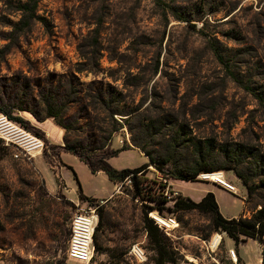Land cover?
Wrapping results in <instances>:
<instances>
[{"label":"rangeland","instance_id":"rangeland-1","mask_svg":"<svg viewBox=\"0 0 264 264\" xmlns=\"http://www.w3.org/2000/svg\"><path fill=\"white\" fill-rule=\"evenodd\" d=\"M25 1L0 0V108L27 127L0 113V264H84L67 257L71 220L93 205L102 224L100 249L89 264H157L142 222L146 206L154 208L151 219L162 206L160 214L178 221L164 234L172 259L163 264H262L257 240L235 245L213 230L208 214L174 211L176 195L158 205L164 177L153 166L133 198L128 183L91 172L69 152L64 134L70 143L92 146L112 131L108 105L136 109L113 115L119 125L104 151H83L96 158L117 150L108 158L111 166L133 169L148 158L132 144V134L147 148L167 152L175 130L167 122L174 118L186 137L213 150L208 165L224 161L223 148L240 150L243 174L261 184L251 203L232 169L216 172L236 193L202 180L177 182L176 190L196 202L212 192L224 217L250 216L264 196V0H39L28 27ZM45 101L64 109L68 131L44 117ZM3 117L41 147L29 151L4 135ZM150 118L165 131L148 137L140 124ZM191 147L179 146L173 160L188 158ZM216 236L221 240L213 247ZM134 246L141 247L142 260L132 255Z\"/></svg>","mask_w":264,"mask_h":264},{"label":"trees","instance_id":"trees-1","mask_svg":"<svg viewBox=\"0 0 264 264\" xmlns=\"http://www.w3.org/2000/svg\"><path fill=\"white\" fill-rule=\"evenodd\" d=\"M38 1L39 0H26L22 4L23 16H25L23 18L26 19L25 27H28L31 21L34 19V11L37 7ZM215 55L217 59L225 65V67H229L228 62L225 61L222 55L216 50ZM44 107V117L52 118L58 126L64 129L65 132L68 131V125H66L64 122V109L57 108L55 106V102L49 101L44 102ZM107 107L108 115L114 125L112 127V131L108 133V136L105 139L99 141L98 143H92V146H80L81 144L77 142L70 143L67 141L66 134H64L65 146L69 152H72L81 161H83L89 167L91 172L101 171L105 173L108 179L113 183L124 182L128 177L130 180V186L133 189L131 193L133 198L140 196L142 193L143 186H141V183L145 180V178H143L144 171L150 165L153 166L157 172L162 173L164 178H167L168 180L177 179L181 181H197V176L202 172L211 173L216 172V170L232 169L246 188L245 201L251 203L254 197L257 195V189L261 184L259 185L258 183L253 182L252 177H248L243 174L240 168V165L243 163L239 158L241 154L240 150L235 151L233 154V152H229L223 148L222 151L225 155L224 161L221 164L208 165L207 159L210 157V155H212L213 150L211 148L204 150V146L200 141H195L193 137H186L185 126L183 124H179L174 118H172L174 120L173 123H171V121L167 122L168 124H173L172 127L168 129L169 131L175 128L173 133L168 138L169 146L167 152L162 153L156 148H147V146L137 140L132 134V144L138 147L140 151H142L143 154L148 158V162L140 165L139 167L121 170L112 167L108 161V158L116 155L118 152L117 150H112L110 152L103 153V155H97L96 158H92L88 153L83 151L84 149H91L93 151H104L106 149L112 132L116 131L119 125L118 122L113 118V115H127L129 112L131 113L136 111V109L123 110L117 106L113 107L112 105H110V107L108 105ZM13 108H16L18 111L25 110V108L22 107ZM0 113L4 114L9 120L17 123L22 128L27 130V127L23 123V119L19 115H14L12 110L0 108ZM33 114L37 115L35 112H33ZM137 115L138 114L135 113L134 117ZM168 116L171 117V115ZM157 121L160 120L150 118L149 123L140 124L141 129L151 135L149 136L146 134L148 137H153V131L156 130L158 133H160L166 127L165 124H159ZM155 125H157V127ZM188 142H191L192 144L188 158L179 163L175 162L173 160L174 153L177 151L179 146L185 145ZM121 149H126V147L123 146ZM163 188L164 185L162 188H160V198L156 200L158 205L165 204L167 202L166 197L163 195ZM173 206L174 211L183 212L188 210H197L198 212L208 214L210 216V222L213 230L225 233L234 241L235 245H238L239 242L244 241L246 238L257 240L262 245L261 262L264 264V196L261 202L254 203L251 208L250 216H244L241 214L232 218H226L221 214L214 194L209 191L206 192L197 202L178 193L173 198ZM158 207V212L160 213L163 208L162 206ZM152 210H154L152 206H146V210L144 211L142 217V222L147 232L148 241L156 253L157 264H163L164 262L170 261L172 259L171 250H169L167 238L164 235L165 233L156 225L153 219L147 217V213ZM101 224L102 216L99 214L98 224L93 234V246L94 250L97 252L99 251L100 246L96 240V232L98 231V228Z\"/></svg>","mask_w":264,"mask_h":264},{"label":"built area","instance_id":"built-area-1","mask_svg":"<svg viewBox=\"0 0 264 264\" xmlns=\"http://www.w3.org/2000/svg\"><path fill=\"white\" fill-rule=\"evenodd\" d=\"M204 173H208V172H204ZM201 174L203 173H200L197 176L198 180L211 181L227 191L236 193V188L233 184L229 182L224 184L217 180H210L209 178H203L200 177ZM159 179H162L164 182L163 195L165 197L170 198L171 196L178 194L176 191H173L171 189H170L171 191H168V188L170 187H169V180L167 178H159ZM124 182L130 185V180L128 179V177ZM97 206L98 205H93L88 209H82V212H77L72 218L71 233L68 240V248H67V257L69 259L82 262L84 264H89L94 252L93 234L99 218V214L96 210ZM152 219L166 235H170L172 230L178 226V221L176 220L175 217L164 216L160 214L158 211L155 212L154 216H152ZM220 240L221 238H219L215 247L220 243ZM263 243H264V236H263ZM131 253L137 260H142L144 258V253L141 247L134 246V248H132L131 250ZM228 253L232 259L236 258V253L234 248L228 249Z\"/></svg>","mask_w":264,"mask_h":264},{"label":"bare ground","instance_id":"bare-ground-1","mask_svg":"<svg viewBox=\"0 0 264 264\" xmlns=\"http://www.w3.org/2000/svg\"><path fill=\"white\" fill-rule=\"evenodd\" d=\"M3 121V128L5 129V134L6 136H8L9 138H14L16 141H18L19 143H21L25 148H27L29 151L33 150V149H38L41 147V141L32 137L29 134H26L20 130H18V128H16L15 126H13L10 122L6 121V118L3 117L2 119ZM200 177L203 178H209L211 180H217L221 183L226 184L227 182L224 180L223 174L220 172H213V173H203L200 175ZM152 216H154L153 213H151ZM220 236H216L214 239V243H213V247H215L217 241L219 240Z\"/></svg>","mask_w":264,"mask_h":264},{"label":"crops","instance_id":"crops-1","mask_svg":"<svg viewBox=\"0 0 264 264\" xmlns=\"http://www.w3.org/2000/svg\"><path fill=\"white\" fill-rule=\"evenodd\" d=\"M98 172H101V171H98ZM103 173V172H102ZM177 182H182L181 180L179 181V180H177V179H169V187H170V189L171 190H173V191H176L177 193H179V194H181L180 192H178L177 190H176V188H175V185H176V183ZM184 182H186V181H183V183ZM206 183H212L213 185H216V186H218L217 184H215V183H213V182H211V181H206ZM111 194V193H110ZM109 194V195H110ZM108 195V196H109ZM107 197V196H106ZM101 198V197H100ZM249 240V239H248ZM247 241H244V243H246Z\"/></svg>","mask_w":264,"mask_h":264}]
</instances>
